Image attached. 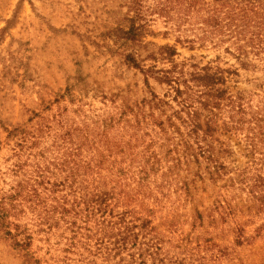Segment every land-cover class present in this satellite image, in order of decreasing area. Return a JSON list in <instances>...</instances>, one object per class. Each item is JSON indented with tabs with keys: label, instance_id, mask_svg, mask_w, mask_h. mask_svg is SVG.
<instances>
[{
	"label": "rangeland",
	"instance_id": "rangeland-1",
	"mask_svg": "<svg viewBox=\"0 0 264 264\" xmlns=\"http://www.w3.org/2000/svg\"><path fill=\"white\" fill-rule=\"evenodd\" d=\"M222 2L0 0V264H134L144 249L146 264H264L253 123L219 137L231 154L213 182L172 167L176 132L150 116L181 108L166 71L185 92L190 73L221 70L248 111L264 104V61L243 67L206 21Z\"/></svg>",
	"mask_w": 264,
	"mask_h": 264
},
{
	"label": "trees",
	"instance_id": "trees-1",
	"mask_svg": "<svg viewBox=\"0 0 264 264\" xmlns=\"http://www.w3.org/2000/svg\"><path fill=\"white\" fill-rule=\"evenodd\" d=\"M177 1L186 5L184 9L186 15L197 11L198 0ZM221 5V9L213 10L206 21L223 35L224 40L231 41L235 47L233 54L243 67L249 66L248 58L251 54L264 61V0H223ZM174 53V49H169L168 56L171 57ZM222 72L221 70L210 72L208 68H203L201 71L190 73L189 79L182 81L187 89L184 92L180 88L179 78L168 76L169 72L166 71L160 80L167 81L175 93L174 98L181 97L178 100L181 108L168 116L165 122L154 118L153 113H150L153 121L157 122L160 133L166 134L167 127L171 126L177 134L169 138L174 153L171 156L172 167L178 170L193 168L195 170L193 174L201 181L206 177L216 182L227 173L221 159L230 155L231 150L220 140L221 135H233L242 130L247 122L248 125L253 123V126L249 127L252 133L246 138L254 149L260 150L263 147L262 145L258 147L257 139L260 144L264 142V104L257 107L256 111H248L247 107L251 106L245 104V98L228 94L227 77L223 76ZM173 83L175 85H171ZM184 93L186 97L183 96ZM149 102H152V107L165 113L163 105L167 102L156 96L155 100L153 97ZM223 114H227L225 115L227 120L222 117ZM173 118H176L180 125H177ZM219 118L222 119L221 123H218ZM250 151L253 154V151ZM262 160L264 162V157ZM194 182L195 178L191 182L183 181L181 189L190 194L189 185ZM133 228L135 225L121 233L117 239L118 241L121 239L119 243L114 242L118 250L127 246L130 240L135 244L137 235ZM145 250L140 251L137 257L131 254L134 264H146L141 254Z\"/></svg>",
	"mask_w": 264,
	"mask_h": 264
}]
</instances>
